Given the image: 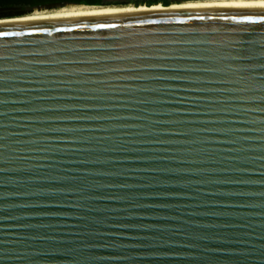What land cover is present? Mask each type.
Returning <instances> with one entry per match:
<instances>
[{"label": "water", "instance_id": "water-1", "mask_svg": "<svg viewBox=\"0 0 264 264\" xmlns=\"http://www.w3.org/2000/svg\"><path fill=\"white\" fill-rule=\"evenodd\" d=\"M0 264H264V3L1 23Z\"/></svg>", "mask_w": 264, "mask_h": 264}, {"label": "trees", "instance_id": "trees-1", "mask_svg": "<svg viewBox=\"0 0 264 264\" xmlns=\"http://www.w3.org/2000/svg\"><path fill=\"white\" fill-rule=\"evenodd\" d=\"M181 1H198V0H149L133 2L132 0H0V20L20 18L31 14L37 8H42L49 4H64L74 7H126L129 5L149 7L150 5L161 4L167 7L171 4H177ZM199 1H213V0H199ZM219 1V0H217ZM78 5V6H76ZM7 9H12V11Z\"/></svg>", "mask_w": 264, "mask_h": 264}, {"label": "bare ground", "instance_id": "bare-ground-1", "mask_svg": "<svg viewBox=\"0 0 264 264\" xmlns=\"http://www.w3.org/2000/svg\"><path fill=\"white\" fill-rule=\"evenodd\" d=\"M197 2H253V3H264L262 0H213V1H185L184 3H197ZM175 4V3H174ZM181 4V3H180ZM75 6V5H74ZM74 6H67L64 7L63 9L56 11V12H51V13H46V14H41V13H31L29 15H25L23 17L18 18L17 20H12V21H5V22H0L1 23H13V22H20V21H27V20H34V19H41V18H47V17H54V16H61V15H68V14H75V13H82V12H94V11H106V10H117V9H127V8H133L131 6L127 7H74ZM78 6V5H76ZM135 6V5H134ZM151 6V5H150ZM152 6H157V5H152ZM136 7V6H135ZM142 7V6H141Z\"/></svg>", "mask_w": 264, "mask_h": 264}, {"label": "rangeland", "instance_id": "rangeland-1", "mask_svg": "<svg viewBox=\"0 0 264 264\" xmlns=\"http://www.w3.org/2000/svg\"><path fill=\"white\" fill-rule=\"evenodd\" d=\"M185 1H181L180 3H184ZM180 3H177V4H180ZM64 7H61V8H56V9H52V10H35L33 11L32 13H41V14H46V13H51V12H56V11H59L61 9H63Z\"/></svg>", "mask_w": 264, "mask_h": 264}, {"label": "built area", "instance_id": "built-area-1", "mask_svg": "<svg viewBox=\"0 0 264 264\" xmlns=\"http://www.w3.org/2000/svg\"><path fill=\"white\" fill-rule=\"evenodd\" d=\"M133 2H138V1H149V0H132ZM156 5H161V4H156ZM129 6H131V7H133V8H137V7H141V6H137V7H135L134 5H129ZM127 7V6H126ZM142 7H146L145 5H142Z\"/></svg>", "mask_w": 264, "mask_h": 264}]
</instances>
